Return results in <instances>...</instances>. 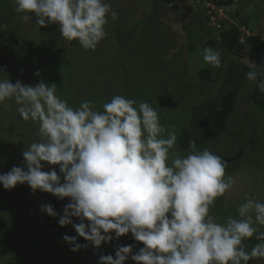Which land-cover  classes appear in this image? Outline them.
Listing matches in <instances>:
<instances>
[{"label": "clouds", "instance_id": "9594fccd", "mask_svg": "<svg viewBox=\"0 0 264 264\" xmlns=\"http://www.w3.org/2000/svg\"><path fill=\"white\" fill-rule=\"evenodd\" d=\"M186 1L201 6L206 16L203 4ZM14 3L22 21L34 16L40 27L56 24L61 37L90 50L106 37L108 17L118 19L110 0ZM218 7L226 14V7ZM6 27L0 24V29ZM239 29L245 39L252 37L245 26ZM202 57L213 68L221 66L219 50L204 47ZM249 64L246 79L264 93V72L256 70L264 65ZM56 92L55 83L43 80L35 85L12 83L0 69V103L13 99L20 117L39 125V139L22 153L23 167L0 174V185L11 190L26 183L33 193L69 198L62 214L51 204H42L40 211L59 216L61 227L71 225L88 242L63 235L71 251L99 248L113 239L112 233L117 238L131 233L143 247L133 253V245L116 246L115 256L100 255L98 264H125L129 257L135 264H248L264 258V231H258L264 226V201L245 195L237 207L239 218L229 216L224 223L210 214L216 199L235 184L233 177H225L227 161L207 148L198 150L195 140L189 141L186 155L174 151L176 132L160 123L147 102L117 94L101 111L94 110L90 100L72 107ZM45 162L58 166L62 175L54 168L44 171ZM254 235L259 243L247 250L244 241Z\"/></svg>", "mask_w": 264, "mask_h": 264}, {"label": "rangeland", "instance_id": "374dc122", "mask_svg": "<svg viewBox=\"0 0 264 264\" xmlns=\"http://www.w3.org/2000/svg\"><path fill=\"white\" fill-rule=\"evenodd\" d=\"M217 1H231V4L226 8L227 14L213 21L202 13L201 6L195 7L186 0H110L112 10L118 13V19L113 21L110 16L108 17V23L105 25L107 35L97 44L95 50L86 49L83 52L79 46L80 62L84 61L83 68L89 72L90 80H93L97 74L98 67L103 68L102 72L99 71L100 76L104 77V79L102 77L104 81L101 80L104 82L101 87L102 89L105 87L109 101L114 95L124 96L126 80L132 81L130 83L132 92L136 94L137 85L140 87L146 85V88L148 85L155 86L161 79L169 82L170 86L174 84L175 87L170 88L169 93L153 92L142 95L144 101L141 102L149 103L148 100H150L152 102L150 105L159 114L160 123L168 131H175L178 138L182 129L188 124L189 118L186 114L191 105L206 98L218 101L222 97L219 95L222 92L220 86L230 64H242L249 68V63H255L257 66L264 65V46L262 45L264 43V0ZM165 2L169 4L176 2L178 8L171 11L169 6L164 7ZM222 22L225 26L231 25L237 28L245 26L247 33L252 36L249 45L240 55L229 57L221 49L217 30L221 28L219 24ZM48 29V33L44 32L45 38H49L50 43L57 41L58 33L53 32V27H48ZM118 30L122 34L131 31L136 38L131 46L138 49L137 53L139 52L140 55L137 61L140 64L131 72L127 61L120 62V64L115 63L118 57L116 58L117 53L113 55V51L114 49L117 51V35H121L117 33ZM66 41V46L73 47L74 42ZM57 42L59 45L64 44L63 41L58 40ZM144 45L148 47L143 48ZM206 46L221 52L219 68H213L203 61L202 49ZM42 52L43 47L40 54ZM90 54L95 55L94 60H89ZM141 56L142 61H140ZM253 57L256 60H253ZM106 62H112L111 67L114 72L107 67L104 68ZM162 64L166 68H162ZM152 66L156 69H152ZM256 70L264 72V67ZM167 71H174L177 74L168 75ZM201 72H205V75L212 81L204 80L205 75L201 76ZM170 76L173 81H170ZM176 77L177 80L174 79ZM38 79H42V76ZM24 84L35 85L32 80ZM70 84L67 81L62 90L64 93L61 91L56 94L77 107L75 103L78 97L73 95ZM253 84L254 82L247 80L234 97L230 106L232 114L228 116L230 123L226 121L224 129L228 132L246 133L251 143L255 145L264 142V119H261V115L250 112L253 107L248 97ZM158 87L159 84L155 89ZM140 90L143 91L144 88ZM6 102H11V108H8L10 105ZM17 107L13 99L0 103V174H3L4 170L5 172L11 170L14 166L11 162L19 163L20 167H23V151L34 139H39L37 136L38 123L31 120H18ZM98 108L95 107L94 110H101ZM11 111H15V115H12ZM164 135L166 136L167 132ZM219 139L223 142H220L217 147L222 150L226 149L225 136H220ZM9 144L11 145L8 147ZM177 144L174 148L176 152H178ZM249 149L250 147L246 150ZM238 150L230 154L231 160L236 165L237 163L243 165V162L245 165L239 166L237 171L239 177L230 174L228 176L238 178L240 182L245 181L243 185L245 189L233 187L229 192L217 198L219 201L223 199L224 202L218 203L216 200L214 209L210 208L212 210L210 214L216 216L221 223H223L221 214L223 212L231 214V208L243 201L245 195L264 201V170L256 171L254 174L253 163H250L247 156L242 155ZM249 153L250 156L253 155L250 151ZM43 170L49 171L51 166L45 162ZM251 177L256 178L257 183L253 184L254 181L251 183ZM16 193L27 196L24 197V201H28L31 206L27 204L24 211H20L19 198L15 196ZM67 202H70L69 198L61 200L40 190L33 193L26 183L17 184L11 190H6L0 185V264H98L100 255L114 257L116 247L113 240L102 243L99 248L89 245L87 249L81 248L76 252L70 250L71 246L62 239L65 234L77 237V243L88 242L79 237L71 225L61 227L58 224L59 216L54 218L40 211L42 204H51L54 210L62 214ZM73 222L79 223V220L73 218ZM15 226L18 228L15 229ZM258 229L261 230V226H258ZM125 264H135V262L129 257ZM255 264H264V258H259Z\"/></svg>", "mask_w": 264, "mask_h": 264}, {"label": "trees", "instance_id": "16d2710c", "mask_svg": "<svg viewBox=\"0 0 264 264\" xmlns=\"http://www.w3.org/2000/svg\"><path fill=\"white\" fill-rule=\"evenodd\" d=\"M214 2L217 6H224L226 8L231 4V1L224 2L214 0ZM165 3L166 5L164 4V7L167 8L169 6V9L171 11H175V4L170 5L167 2ZM15 7L16 6L14 0H0V24H4L7 26L6 29H0V69H3L4 72L9 76L10 82L15 83L17 80H19L22 84H24L32 80L33 84H37L41 80H43L45 83H50L51 79V83H55L57 85V93H60L64 89L63 86L68 81L71 83L70 87L71 89H73V95H77L78 97V100H76L75 103L77 107L82 101L90 100L94 102V108L99 107L98 109L103 110V104L109 101V95L106 94L105 87L103 89L101 87L104 83L101 82L104 77L100 76V72L103 71V68L98 67L99 69L97 74L95 75V77H93V80H90L89 72L83 68L84 61L80 62V55L78 52L79 46L81 48L80 50H82L83 52L86 49H84L75 40L72 41L74 42L75 46L73 45V47L71 48L66 46L67 41L65 38L61 37L58 31V26L56 24H50L44 27H40L35 23L34 16L32 20L22 21L21 16L23 14L17 13ZM147 20H149V18H147ZM220 26L221 28H219L217 31L218 41L221 49L229 57L240 55L243 49H245L249 45L252 37L245 39L243 33L239 28L233 27L231 25L225 26L224 22H222ZM48 27H53V32L58 33L56 36L57 41H63L64 44L59 45L57 41H51L50 43L48 40L49 38H45L46 34H44V32H49ZM126 32L127 33L122 34L119 30L117 31V33H120L121 35H117V51L114 49L113 55H116L117 53L116 58H118L115 63L120 64V62L124 63L125 61H127L131 72L132 69L136 68L140 64V62L137 61V58L140 54L139 52L137 53L138 49L136 50V47L132 48L131 46L132 42H134V39L136 38L133 36L131 31ZM262 45L264 46V43H262ZM42 47L43 52L42 54H40ZM146 47L148 46L144 45L143 48ZM19 48L20 50H18ZM76 48L78 49L76 50ZM110 48L113 49L112 47ZM91 59L94 60L95 55L90 54L89 60ZM140 59V61H142V56ZM253 60H256V58L253 57ZM123 63H121V65L124 66ZM111 65L112 62H106L104 63V68L107 67L111 71H113V67H111ZM162 66V68H166L163 64ZM152 69L156 68L152 66ZM37 70L41 72L40 76H42V79H38L40 76L37 77L34 75ZM249 70H251V68L246 67L242 64H230L225 72L224 81L220 86V90L222 89V92L221 94L219 93V95L222 97L219 98L218 101L206 98L198 103L191 105L186 114V116L189 118L188 124L182 129L179 137L177 138L178 144L176 150L178 151V153L186 155L189 151V141L195 140L198 150L207 148L214 154L219 155L223 160L227 161L225 177H228V174H230L231 176L236 175L239 177V174H237L238 168L239 166L245 165L244 162L243 165L238 163L236 165L231 160L230 154L238 149L239 153L241 152L242 155L247 156L250 163H253V167L255 170L254 174L256 173V171L264 170V142L260 144L256 143L254 145L253 143H251L246 133L242 134L241 132H228L226 129H224L225 122H228V116L232 114V109L230 108V106L233 103L234 97L237 95V93L240 92V90L246 83V73ZM167 72L168 75L177 74L174 71ZM200 75H205V72H201ZM174 79L177 80V77ZM204 80L212 81L207 75H205ZM170 81H173V78L171 76ZM130 83H132V81L126 80L124 84V96L129 99L136 100L137 103L144 101L142 95H146V93L148 94L156 92L160 94H166L169 93L168 90L170 88L173 89L175 87L174 84L173 86H170L169 82L161 79L160 81H157V84L153 81L154 85L156 84L158 86L159 84L158 89H155L156 85H148L147 88L146 85H144L145 87L142 85V87L144 88V90L142 91L140 90L142 87L138 86L135 83V85H137L138 87V91L136 94L132 92V86L130 85ZM152 86L153 88H150ZM59 88L61 89L60 91ZM62 93L64 92L62 91ZM62 99L64 98L62 97ZM248 99L253 107V110L250 112H255L258 115H261V119H264V93H260L258 91L255 83L251 86V92ZM148 101L149 104L152 103L150 100ZM8 104L10 105L8 106V108H11V102L7 103V105ZM68 104L72 107H75L69 102ZM11 112L12 115H15V111ZM17 117L18 120L23 121V119L20 117V114H18ZM223 135L225 136L227 145L226 149L222 150L217 146H219L220 142H223L222 139H219V137ZM10 145L11 144H9L8 147ZM249 147L251 150L249 149L247 151L246 149H248ZM249 151L253 154L252 156H250L251 154L249 153ZM11 163L14 166H21L19 163ZM52 168L57 171L58 175H62L59 173L58 166L51 165V169ZM4 173L7 172H5L4 170L3 174ZM251 178V183L253 181V184L257 183L255 181L256 178ZM234 180L235 184L233 187L235 189L240 187L242 188V190L245 189V187H243L245 181L243 182L241 180L242 182H240L238 178H234ZM15 196L17 197V199L19 198L18 208L20 209V211L23 210L24 207L27 206V204L31 206L28 201H24V197H27L24 196V194L16 193ZM216 200L218 201V203H221V201L224 202L223 199L220 201L219 199ZM242 202L243 201H240V203ZM68 203L69 202H67L66 204ZM240 203H238V205ZM238 205L231 208V214H228L226 212H223V214H221L223 223L226 222V219L229 216L239 218L237 213ZM211 207L214 209V205ZM23 216L25 217V215ZM17 228L18 226H15V229ZM263 229L264 226H261V230L258 229V231H262ZM112 236L115 247L133 245V253L137 252L141 247H143L142 242L135 241L131 233L125 234L119 238L115 237L114 233H112ZM244 243L247 246V250H251V248L255 244L259 243V241L255 239L254 235L252 238L245 240ZM258 259L259 258L251 259L248 264H255Z\"/></svg>", "mask_w": 264, "mask_h": 264}, {"label": "built area", "instance_id": "2783aa9c", "mask_svg": "<svg viewBox=\"0 0 264 264\" xmlns=\"http://www.w3.org/2000/svg\"><path fill=\"white\" fill-rule=\"evenodd\" d=\"M198 3L203 4V9L207 17L211 19H221L224 16V10L214 4L213 0H196Z\"/></svg>", "mask_w": 264, "mask_h": 264}]
</instances>
